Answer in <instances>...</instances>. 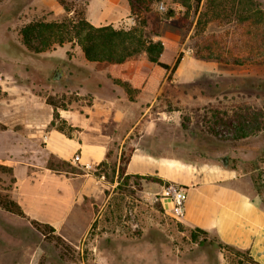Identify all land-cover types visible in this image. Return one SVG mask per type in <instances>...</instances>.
Returning a JSON list of instances; mask_svg holds the SVG:
<instances>
[{"label": "rangeland", "instance_id": "obj_1", "mask_svg": "<svg viewBox=\"0 0 264 264\" xmlns=\"http://www.w3.org/2000/svg\"><path fill=\"white\" fill-rule=\"evenodd\" d=\"M39 1L0 0V88L3 91L17 85L30 87L35 94L44 98L51 95L68 107L88 103L91 94L81 92L80 87L99 82L95 73L100 72L102 65H85L78 41L41 53L30 51L22 42L20 29L30 21H60L67 15H75L64 8L62 13L42 9ZM67 1L77 9H86L87 0ZM258 1L264 8V0ZM207 3L202 0L196 11L195 0H154L145 35L173 42L178 34L181 48L190 50L194 57L192 43L197 29L222 31L215 19H210ZM170 8L176 15L164 16ZM157 12L163 17L155 33L153 23ZM185 23L191 28L187 29ZM138 25L139 17L130 15L120 20L116 28L130 29ZM174 49L168 46L166 60L172 59ZM196 59L191 58L190 63L186 59L183 72L180 67L173 73L177 80L180 78L179 82H168L167 93L143 122L149 118L172 121L162 126L176 135L180 146H186L189 152L195 150L191 155L227 159L249 184L254 199L264 205V63L233 65L210 60L214 62L213 68H200L196 78L185 79L194 70L192 62ZM4 96L5 93L0 99ZM5 104L0 102V112L4 111ZM245 111L259 113L262 128L239 138L236 123L227 124L226 120ZM217 114L221 117L217 118ZM220 118L224 121L216 123ZM139 132L140 129L135 132L131 144L136 143ZM51 162L67 171L78 168L72 162V165L63 164L56 157ZM118 167L111 157L106 165L93 169L104 175L100 179L103 199L95 209L100 210L101 218L82 236L64 239L63 245L46 238L32 223L31 228L29 222H16L10 217L11 212L0 208V264H256L248 254L227 249L218 238L187 225L162 207L161 201H150L149 194H162L163 188L145 180H139L137 186L134 182L138 180L134 178L127 182L119 177ZM13 183L11 173L0 169V194L10 195ZM193 232L198 235L196 240Z\"/></svg>", "mask_w": 264, "mask_h": 264}, {"label": "crops", "instance_id": "obj_2", "mask_svg": "<svg viewBox=\"0 0 264 264\" xmlns=\"http://www.w3.org/2000/svg\"><path fill=\"white\" fill-rule=\"evenodd\" d=\"M39 7L57 13L64 8L58 0H40ZM130 14L129 0H87V19L95 26L117 27ZM175 38L173 42L162 37L155 40L163 41L161 61L170 65L184 52L176 74L180 67L182 71L186 59L190 63L195 56L181 48L178 34ZM169 45L175 48L170 61L166 60ZM82 55L85 65L102 67L95 73L99 82L80 87L81 92H90V102L59 109L61 118L72 128L71 135L50 126L54 107L32 88H3L5 96L0 102L6 104L2 105L0 122L6 127L0 128V164L12 168L10 195L26 213V217L13 213L10 217L18 223L29 222L31 228L32 220L49 223L63 239L82 236L101 218L100 210L95 209L104 191L101 175L82 165L92 163L97 169L112 157L118 167L127 143L134 151L126 174L160 178L163 182L148 180L160 189L166 182L186 187L184 223L205 230L224 245L264 264V205L254 199L236 167L216 156L208 159L202 154L191 155L195 150L189 152L186 146H180L176 135L162 126L172 121L149 118L143 122L161 100L168 82L176 83L180 78L172 74L169 80L170 71L144 54L122 63L89 61ZM213 63L196 59L192 62L194 70L185 79L196 78L200 68H213ZM139 129L136 143L131 144ZM75 154L81 156L80 165L76 164L79 172L50 168L52 157L75 164ZM160 205L173 213L167 198Z\"/></svg>", "mask_w": 264, "mask_h": 264}, {"label": "trees", "instance_id": "obj_3", "mask_svg": "<svg viewBox=\"0 0 264 264\" xmlns=\"http://www.w3.org/2000/svg\"><path fill=\"white\" fill-rule=\"evenodd\" d=\"M59 2L67 12L73 11L74 17L67 15L60 21L35 19L21 27L22 42L30 51L41 53L57 45L62 46L66 42L78 41L89 61L122 63L144 54L149 61L170 71L169 80L183 60L184 52H180L173 65L161 61L164 52L163 41L145 35L144 28L148 25L149 13L152 11L154 0H129L130 15L139 17V25L130 29L116 28L113 25L95 26L87 19L86 9H77L75 5L67 0H59ZM195 2V10L198 11L202 0H195ZM207 2L212 16L210 19H215V22L222 27V31L206 32V27L197 29L192 43L195 57L201 60H216L219 63L233 65L264 63V8L261 3L258 0H207ZM184 5L186 4L184 3ZM175 15L176 12L172 8L164 14L166 17H174ZM162 17L158 12L155 14V22L153 23L155 33L158 32L159 21ZM185 26L187 29L191 28L190 24L185 23ZM167 91L166 87L163 94ZM3 93L0 88V96ZM45 99L47 103L54 107V116L50 126L71 135L72 128L61 118L59 112L60 108H67L68 105L63 101H58L51 95H48ZM257 114L259 113L245 111V113L236 115L232 119L229 117L226 121H228L227 124L236 123L237 137L246 138L262 128L260 115ZM216 117L219 118L221 115L217 114ZM217 121L216 123H220L224 119L220 118ZM5 127L0 122V128ZM133 151L134 147L132 145L127 143L124 145L118 167L119 177L127 182L133 178L137 179L138 181L134 182L137 186L140 185L139 180L142 179L163 182L162 179L153 176L126 174V166ZM61 161L63 164L72 165L69 161ZM103 165H106V162L100 163L99 167ZM50 168L63 170L51 161ZM0 169L12 173V168L2 164H0ZM78 170L72 167L69 171L79 172ZM0 208L18 216L26 217L23 207L8 194H0ZM31 223L46 238L55 241L59 245L65 244L64 239L55 233V227L51 224L37 220H32ZM196 229L201 233L208 234L203 229ZM192 237L196 240L198 235L193 232ZM225 246L227 249H234Z\"/></svg>", "mask_w": 264, "mask_h": 264}, {"label": "built area", "instance_id": "obj_4", "mask_svg": "<svg viewBox=\"0 0 264 264\" xmlns=\"http://www.w3.org/2000/svg\"><path fill=\"white\" fill-rule=\"evenodd\" d=\"M161 9L164 7L161 5ZM80 154H75L73 157V162L77 165H80ZM87 170L96 169L94 164L87 163L82 165ZM100 179L104 178V175L100 176ZM163 198H167L172 203V211L173 213L182 218L185 215V207L187 200V189L184 188L181 184L175 182H168L163 186V193L159 194L157 192L151 193L148 196V199L152 202L162 201Z\"/></svg>", "mask_w": 264, "mask_h": 264}]
</instances>
